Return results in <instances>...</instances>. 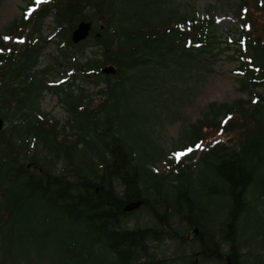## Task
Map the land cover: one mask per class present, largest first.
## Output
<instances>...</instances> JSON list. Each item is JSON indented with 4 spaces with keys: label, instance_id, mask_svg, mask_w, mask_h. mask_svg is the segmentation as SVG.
Listing matches in <instances>:
<instances>
[{
    "label": "trees",
    "instance_id": "1",
    "mask_svg": "<svg viewBox=\"0 0 264 264\" xmlns=\"http://www.w3.org/2000/svg\"><path fill=\"white\" fill-rule=\"evenodd\" d=\"M51 1L40 15H52L57 47L66 58L72 56L63 47L77 45L71 38L77 23L93 22L91 36L81 43L92 41L100 50L84 59L76 54L71 68L84 81L104 83L99 88L104 98L95 108L83 107L86 94L77 89L84 88L63 80L65 70L56 71L59 81L49 80L51 63L32 70L37 56L31 44L0 52V113L5 120L6 111L17 114L10 123L14 134L0 132V264H207L211 259L264 264V0H253L251 11L245 0H219L209 7L232 8L241 20L236 37L228 35L235 45L223 43L213 14L197 17L181 3ZM30 21L13 20L7 34ZM224 49L233 50L224 59L237 60L232 71L246 95L211 100L200 116L183 120L171 148L192 149L183 158L172 157L148 132L157 157L142 158L135 151L138 142L117 124L121 107L112 99L118 88L130 83L127 92L167 94L170 85L182 82L189 97L190 80L205 85ZM107 63L116 65V74L101 72ZM40 72L48 82H41ZM46 88L66 102L70 117L62 127L58 118L35 115ZM212 129L218 141L207 140ZM225 131L232 133L231 143L222 141ZM81 142L89 153L80 152ZM202 142L203 150L197 147ZM39 146L63 157L59 171L53 168L58 161L41 155ZM157 161L170 168L148 167ZM140 198V208L154 222L131 226L127 218L136 209L124 206ZM251 214L262 222H245ZM195 226L196 247L189 248L185 231ZM252 226L260 234L247 238L244 232ZM166 239L175 240L174 247L159 255L156 247Z\"/></svg>",
    "mask_w": 264,
    "mask_h": 264
},
{
    "label": "rangeland",
    "instance_id": "2",
    "mask_svg": "<svg viewBox=\"0 0 264 264\" xmlns=\"http://www.w3.org/2000/svg\"><path fill=\"white\" fill-rule=\"evenodd\" d=\"M30 0H0V40L5 41L4 47L0 48V52L4 51L8 45H14L18 49H22L24 43L31 44L33 48H38L39 58L37 62L35 61L32 70H41L48 63L53 65L52 72L49 73L51 77L49 80L54 79L55 81H59L61 79L54 77L56 75L57 70H65V77L68 82L74 80L76 83H79L81 87L84 89H77L78 92L83 91L86 96L84 98L83 107L89 106L91 108H95L99 105L104 98L103 93L99 91L101 85L91 84V81H84L82 77L75 72L73 67V59L76 54L81 55V59H84L87 55H92L93 49L100 50V45L93 44L92 41L85 43H78L77 45H70V47H63L67 52L71 53V58L60 51V48L57 47L56 36H55V27L52 22V15L46 14L43 15V18H40L36 23V20L32 19L29 22V26L26 28H21V26L15 27L17 23L13 26L16 30H13L12 34H7V29L10 27V24L13 20L19 19L23 16V9L27 6V3ZM36 4L34 6L37 8L41 5L40 8L46 4V0H34ZM163 2V0H159ZM219 0H167L171 5L181 3L185 10H192L196 12L197 17L204 18L213 14L216 19L217 31L222 38L227 41H223V43H229L228 35H232L236 37L238 34V30L241 27V20L234 14V10L232 8H227L225 6H221L218 9L210 8L211 5L218 4ZM248 4L250 3V11L254 7L252 5L253 0H245ZM49 6H52V1L48 3ZM23 5L25 7L21 8ZM33 4H29L25 14H29V12L34 8ZM155 5H151L153 8ZM152 15V14H151ZM20 30L22 36H19L17 33ZM36 35V36H35ZM39 37L38 40H35V37ZM27 39V41H26ZM232 40V39H231ZM65 44V42L63 43ZM229 44L235 45L234 42ZM10 47V46H9ZM232 49H224L219 56L221 59L215 64V71L210 74L207 82L203 85V82H199V84L195 85L194 80H190V95L187 96V92L181 90L180 87L187 86L186 84L179 82L178 85L169 86V92L167 94L156 93L154 95L148 94H137V91L127 92L125 88L130 87V83L125 84L122 87H119L115 95L113 96L112 102L115 105H119L121 107V114L119 118H117V124L123 130L129 131L131 137L135 139L138 144L135 146V151L140 153L142 158H156L157 153L154 146L148 143L150 137L145 135V132L151 134V138L155 143L159 145V147L164 148L165 151L169 150L170 155L175 159L179 160L184 157V155H177L179 153H187L186 150H171L174 146L173 139L177 138L179 135V128L183 122V120H194L198 116L201 115L202 110L206 106V104L211 100H232L239 95H246V93L239 90V84L236 80V75L232 71V68L236 66L237 60L228 61L224 59L227 53H231ZM86 52V53H85ZM83 53H85L83 55ZM70 68V69H69ZM69 69V70H68ZM68 70V71H67ZM41 75V82H48L49 80L43 77V73H39ZM115 79V77H113ZM49 83H53L50 81ZM31 102H34L31 100ZM66 102L60 98L58 94H55L50 91V89L46 88L39 95L38 103L36 102L37 108H35V115L46 114L47 116L58 118L59 125L62 127V123H67L68 118L70 117L69 112L65 106ZM139 111V112H136ZM33 111V110H32ZM7 116L10 119H6V125L4 128L8 129L9 134L13 135L14 131L10 129V123L15 121L17 114H14L12 111L8 113ZM104 112H101L103 114ZM139 114V115H137ZM181 117L179 121H174L177 118ZM174 121V122H173ZM69 128V124L67 126ZM94 132V131H90ZM90 132L87 133V136L90 137ZM95 133V132H94ZM219 135L217 130L212 129L208 130V139L213 138V141H218L217 138L214 137ZM223 142L228 144L231 143L232 133L224 132ZM130 139V137H129ZM206 143V142H205ZM204 142L201 143L200 149H204L207 145ZM81 147L83 151H89L85 148L84 143H79L78 148ZM33 148V147H31ZM41 155H49L53 157L58 162L53 164V168L55 171H59L64 165V159L62 156L56 158L54 152L48 151L47 149L39 146ZM199 150V151H202ZM91 155V153H90ZM89 156V155H88ZM96 156V155H95ZM197 156L198 153H197ZM149 168L154 169L156 171H163L166 168H170V166L164 161H157V164H149ZM204 164H201V169H204ZM198 172V171H197ZM119 190L121 187L119 186ZM128 224L134 226L138 222L142 223H153L154 218L148 214L143 208L136 209L134 213H132L128 218ZM262 222V218H260L256 214H251L250 216H246L245 222ZM192 228H188L185 231L186 234V245L189 248L196 247V241L194 240V235L196 234ZM247 232L244 234H248V237H256L260 233L256 229L255 226L250 227ZM175 240L166 239L159 242V245L156 247V251L159 255H163L164 253H171ZM252 243H254L252 241ZM34 254L39 255L37 250V245L32 243ZM181 248L182 245L180 244ZM48 250L49 252L55 250L53 244H50ZM47 247V248H48ZM195 252L198 250L195 249ZM45 252V251H44ZM29 255V253H27ZM31 256V255H29ZM32 257V256H31ZM207 264H228L227 260L219 262L215 259H211L207 262Z\"/></svg>",
    "mask_w": 264,
    "mask_h": 264
},
{
    "label": "water",
    "instance_id": "3",
    "mask_svg": "<svg viewBox=\"0 0 264 264\" xmlns=\"http://www.w3.org/2000/svg\"><path fill=\"white\" fill-rule=\"evenodd\" d=\"M92 26H93V23L91 20L81 19L77 23L76 27L73 29V31L71 33L72 41L74 43H77L79 41L86 39L91 32ZM103 27H104V24H102L100 28H103ZM98 35H99V33H98ZM117 71H118V69L114 63H108L101 68V72H103L105 74H115ZM4 126H5V119L0 113V131L3 129ZM143 201L144 200L142 198L132 200L124 206V209L128 210V211L137 209L141 206ZM193 228H194L193 231L196 234H199L198 227L195 226Z\"/></svg>",
    "mask_w": 264,
    "mask_h": 264
},
{
    "label": "flooded vegetation",
    "instance_id": "4",
    "mask_svg": "<svg viewBox=\"0 0 264 264\" xmlns=\"http://www.w3.org/2000/svg\"><path fill=\"white\" fill-rule=\"evenodd\" d=\"M47 1V3H49L51 0H46ZM37 2H38V0H37ZM29 4H33L32 5V7L34 6V4H36V2L34 1V0H30L28 3H27V6L25 7V5H23L21 8H23V7H25L24 9H23V16L20 18V19H24V20H28L29 18H31V20L32 19H34V20H36V23L39 21V19L40 18H43V15L41 16L40 15V13L42 14V8H40L41 7V5H42V3H41V5L39 6V7H35L34 6V8L29 12V14H25V11L27 10V7H28V5ZM36 36V35H35ZM35 40H38L39 39V37L37 36V37H35L34 38ZM27 40V39H26ZM25 45H26V43H24V47H25ZM37 50H39V49H35L34 50V52H35V57L37 56V58H36V62H37V60H38V58H39V52L37 51ZM40 51V50H39Z\"/></svg>",
    "mask_w": 264,
    "mask_h": 264
},
{
    "label": "snow or ice",
    "instance_id": "5",
    "mask_svg": "<svg viewBox=\"0 0 264 264\" xmlns=\"http://www.w3.org/2000/svg\"><path fill=\"white\" fill-rule=\"evenodd\" d=\"M197 147H200V145H197ZM188 151L190 152V151H192V149H188ZM186 153H179V154H177V155H180V156H182V155H185Z\"/></svg>",
    "mask_w": 264,
    "mask_h": 264
}]
</instances>
